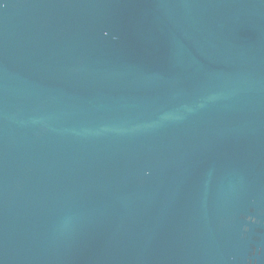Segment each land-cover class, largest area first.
I'll use <instances>...</instances> for the list:
<instances>
[{
    "label": "water",
    "instance_id": "1",
    "mask_svg": "<svg viewBox=\"0 0 264 264\" xmlns=\"http://www.w3.org/2000/svg\"><path fill=\"white\" fill-rule=\"evenodd\" d=\"M0 264H264V0H0Z\"/></svg>",
    "mask_w": 264,
    "mask_h": 264
}]
</instances>
